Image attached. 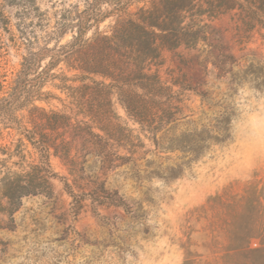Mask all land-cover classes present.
Here are the masks:
<instances>
[{
  "label": "rangeland",
  "instance_id": "obj_1",
  "mask_svg": "<svg viewBox=\"0 0 264 264\" xmlns=\"http://www.w3.org/2000/svg\"><path fill=\"white\" fill-rule=\"evenodd\" d=\"M0 4L9 20L7 29H0L2 98L20 70L27 40L53 30L59 13L73 4L81 9L82 0H0ZM211 24L216 38L236 59L233 76L218 67L216 49L199 45V50L164 51L158 74L178 95L180 112L152 133L134 122L113 94L112 109L128 135L115 149L132 160L110 167L89 160L73 164L75 173L70 175V165L50 149L49 163L58 176L52 180L54 198H24L11 215L0 212V264H184L187 250L196 261H212L214 256L232 254L236 246L224 232L230 211L242 215L235 226L247 229L255 217L264 224V31L241 38L227 17ZM59 68L64 70L63 65ZM57 84L47 81L40 92L51 97L35 100L34 105L68 113L69 99ZM28 109L15 114L20 118ZM160 136L163 139L156 145L153 138ZM171 139L174 146L190 140L202 149L191 158L181 149H171ZM19 141L26 162L39 158L16 131H2L0 162L6 164H0V178L7 170H16L12 163L17 160H8L2 149L15 152ZM60 178L74 194L92 189L91 196L101 201L84 196L81 208L73 213L72 198ZM108 196L122 203H111ZM256 203L259 207L252 209ZM0 204L6 207L5 200ZM262 243L256 236L247 245L250 254L220 262L264 264V252H255L264 248ZM207 245L216 246L218 252L211 255Z\"/></svg>",
  "mask_w": 264,
  "mask_h": 264
},
{
  "label": "trees",
  "instance_id": "obj_2",
  "mask_svg": "<svg viewBox=\"0 0 264 264\" xmlns=\"http://www.w3.org/2000/svg\"><path fill=\"white\" fill-rule=\"evenodd\" d=\"M69 8L59 13L53 30L27 40L20 70L8 95L0 98V135L4 130L16 131L39 154L36 161L26 162L20 141L15 152L2 149L8 160L17 158L12 163L16 170H7L0 178V199L6 203V207L0 204V212L8 215L20 208L24 198H54L52 180L58 176L49 163L50 149L70 165V175L75 173L73 164H87L89 160L109 167L132 160L115 149V144L119 147L125 143L128 135L112 109L113 94L127 115L152 133L174 119L180 112L178 95L158 74L164 51L199 50V45L216 49L218 67L233 76L236 59L216 38L211 23L227 17L241 38L264 31V0H82L81 9L76 4ZM34 11L40 17L41 12L37 8ZM8 22L0 4V29L6 30ZM66 35L69 38L62 42ZM56 69L59 72L55 73ZM49 80H57L55 87L66 93L68 113L34 105L35 100L51 97L40 92ZM76 82L80 84L72 85ZM23 107L29 109L19 118L15 113ZM161 139L154 137L153 141L158 145ZM169 142L171 149H181L191 158L202 149L190 140H183L181 146H174L175 140ZM60 179L72 198L73 213L81 208L84 196L101 201L99 196H91L92 189L85 193L81 188L84 191L80 195L74 194L64 178ZM109 199L116 205L122 203L112 196ZM258 207L256 203L252 209ZM92 210L100 217L95 208ZM230 212L224 232L236 243L233 253L201 262L187 250L184 264H227L220 260L252 252L247 250L252 238L260 236L264 244V224L257 217L246 229L235 226L241 213ZM205 248L211 255L218 252L214 245ZM255 252H264V248Z\"/></svg>",
  "mask_w": 264,
  "mask_h": 264
}]
</instances>
